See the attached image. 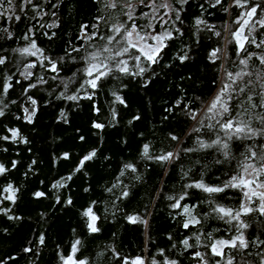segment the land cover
Returning <instances> with one entry per match:
<instances>
[{
    "label": "trees",
    "instance_id": "obj_1",
    "mask_svg": "<svg viewBox=\"0 0 264 264\" xmlns=\"http://www.w3.org/2000/svg\"><path fill=\"white\" fill-rule=\"evenodd\" d=\"M170 3L179 11L180 19H175L176 12L169 14L171 20L164 17L169 20L165 27L172 31L173 39L166 41L168 47L159 63L143 76L113 72L99 81L95 90L87 86L80 89L85 77L77 69L84 67L82 57L105 44L100 36L112 35L108 27L116 18L126 19L120 8H105L101 0H32L31 4L12 0V11L0 16V56L6 59L5 64L0 65V111L4 112L0 116V136L9 137L0 139V164L8 169L0 175V208L10 209L7 214L0 212V264H63L60 257L71 254L76 240L80 244L74 259L86 264H123L125 259L131 261L136 257L143 258L144 264H152L153 259L163 264L165 258L177 264H200L193 259L196 251L205 253L210 264L221 260L203 245L229 239L236 233L234 229L228 231L230 226L214 214L205 216L210 212L205 201L211 198L234 208L239 206L242 194L237 189H226L209 197L185 185L200 180L201 173L207 184L219 185L236 167L235 160L217 164L216 159L223 160V156L215 149H199L197 142L215 138L208 127L215 121L209 120L203 109L221 86L224 70L237 72L243 67L239 59L247 53L242 52L237 57V45L231 33L240 27L234 21L247 9L230 7L233 0H221L220 4H216V0H188L184 5L170 0ZM255 4L264 8V0H248L249 8ZM3 7H9L7 0ZM261 8L257 9V18L264 15ZM141 12L149 10L137 6L136 16ZM17 15L19 20L15 19ZM97 17L104 19L93 28ZM196 18L205 21L199 30ZM148 22L149 18L136 21L141 25ZM153 24L156 32L163 31L158 21ZM81 25H88L85 32L95 33L96 39L82 38ZM25 35L29 36L28 40L24 39ZM253 37L257 43L264 39V29L257 25L249 39ZM31 40H35L43 55L22 56L13 51L29 46ZM217 48L219 58L212 63L209 54ZM246 48L258 54L264 51L251 43L246 44ZM185 53L188 59L181 63L179 57ZM44 57L57 63L59 74L47 70L50 64ZM29 63L36 67L28 69L32 76L25 78L21 73ZM129 63L131 67L134 62ZM262 67L255 58L249 61L248 70L253 73ZM73 73L77 75L73 77ZM8 75L12 76V87L3 94L2 86ZM70 77L75 82L62 96L65 92L62 81ZM248 79L245 77V82ZM251 79L255 82V75ZM30 84L36 86L29 88ZM256 87L259 90V85ZM73 94L78 99L66 98ZM88 95L92 98L88 99ZM117 95L124 104L116 100ZM29 97L36 101L35 105ZM238 99H245V94H240ZM25 108L29 113L35 109L31 123L27 121ZM192 111L197 113L196 120L190 118ZM93 122L104 127L96 129ZM194 128L200 131L195 132ZM9 129L18 130L19 137L15 141L10 138ZM173 135L176 140L171 138ZM244 143L259 144L264 143V139L232 142L236 157L244 151ZM146 144L153 159L143 155ZM189 148L198 150L184 151ZM93 150L96 155L76 172L79 161ZM168 152L178 155L167 162L154 159ZM64 153H68L67 159ZM13 161H16L15 168ZM126 164L133 165L136 171L124 168ZM122 170L124 175L120 176ZM69 175L71 180L67 179ZM57 182L63 186L53 188ZM8 184L18 190L15 203L2 199L8 195L2 192ZM36 191L45 195L36 198ZM125 191L127 197L122 196ZM184 192L188 196L181 204L196 205L193 214L201 221L187 229L182 226L185 220V216L179 214L182 209H173L170 205L174 201L167 199L168 196L178 198ZM89 207L98 218L99 231L95 233L89 231L88 218L82 215ZM128 216H138L147 224L130 223ZM242 219L249 224L244 230L246 239L250 242L257 238L264 240V216L253 212ZM208 233L212 234L211 239ZM194 234L201 235L200 244ZM41 235L43 244L39 241ZM186 238L193 247L185 249L182 241ZM224 252L225 259L229 255L235 257L233 264L242 256L252 264H259L264 244L256 247L250 243L242 253L231 248H225ZM249 252L252 254L248 255Z\"/></svg>",
    "mask_w": 264,
    "mask_h": 264
},
{
    "label": "snow or ice",
    "instance_id": "obj_2",
    "mask_svg": "<svg viewBox=\"0 0 264 264\" xmlns=\"http://www.w3.org/2000/svg\"><path fill=\"white\" fill-rule=\"evenodd\" d=\"M5 0H0V16H4L5 13L12 11V0H7L9 5L8 8H4ZM105 8L115 10L120 8L122 14L126 19L116 18V22L111 24L108 27V31L112 35H103L99 39L104 40L105 44L100 45L94 51L88 53L87 56L82 57L84 62V67L77 69V72L83 73L85 79L80 84V89L90 87L95 90L98 87L99 81L109 76L113 72H119L123 75L130 76H143L152 68L154 64L159 63V58L164 52V49L168 47L166 41L173 39L172 31L165 27L169 24L171 20L170 13L176 12V20L180 19L179 11L174 9L170 3V0H139V5L144 8H148L150 12H141L140 16H136V7L137 5L133 3V0H101ZM25 3L31 4L32 0H25ZM177 3L181 5L187 4L188 0H177ZM221 0H216V4H220ZM216 4L212 5L213 7ZM238 8H246L247 10L241 12L239 17L234 21V23L240 25V27L232 32V37L235 40L237 45L236 55L237 57L241 56L242 52H246L247 55L244 58L239 59V65L243 66L239 71L232 72L225 69V75L221 79V86L217 89V92L213 97L207 102L206 107L203 109L205 116L209 120H214L215 123L209 124L208 127L213 130L215 133V138L211 139L209 142L204 140H198L199 149H215L220 155L223 156V160L219 158L216 159L217 164H222L225 161H236V167L233 169L232 174L228 177L227 180H224L219 185H209L203 179V173H201V179L194 181L192 183L186 184V188H195L202 191L203 193L208 194L209 197H213L215 194L223 193L226 189H237L242 194V199L238 207H225L217 202L214 199H208L205 201L210 206V212L205 213V216L215 215L216 218L223 220L225 224L229 225L228 231L234 229L235 235L231 236L229 239H217L211 243L204 244L203 246L210 249L212 256L220 257L221 260H217L215 264H233L235 260L234 256H227L225 259L226 253L224 252L225 248L235 249L238 252H244L248 249L250 243L255 244L256 247H260L261 244H264V240H253L249 241L246 239L244 230L249 227V224L242 219L244 216L256 212L260 216H264V143H244V151L240 153L239 157H236L231 149V144L234 141H255L258 137L264 139V67L258 68L255 73L249 71V61L255 58L259 61L260 66H264V51L261 53L248 52L246 44H253L257 49H264V39L260 40L258 43L253 37L249 39L253 31H256V26L259 25V28L264 29V15H260L257 18V9L261 8L260 4H255L252 7H248V0H233V5ZM55 7V5L53 6ZM160 9H164L163 15H160ZM225 11H228L226 8ZM261 13H264V8H261ZM168 16L169 20H165L164 17ZM149 22L146 25L137 24L136 21L141 18H149ZM11 19V17H9ZM16 20H19L20 17L15 16ZM104 19V17H97V24L93 25V28H97L99 21ZM152 21H158L160 28L163 29L162 32L155 31V25ZM174 23V21H173ZM205 24V21L196 18L195 25L199 30V26ZM88 28V25H81V36L86 38L88 41L96 39L95 33L88 35L85 32V29ZM245 29H248V35H245ZM3 31L7 32V29ZM31 31V29L29 30ZM176 31H179L176 29ZM217 36L220 35L219 32L216 33ZM9 38L12 34L8 33ZM25 40L29 39L28 35H25ZM13 51L19 52L22 56L31 55L36 56L37 53L42 54L40 48L37 47L35 40H31L29 46L14 49ZM73 51H80L79 48H73ZM219 48L214 49L209 54V59L212 63H215L218 57ZM70 55V53H69ZM45 60H48L50 68L47 69L54 73L59 74V69L57 63L50 60L48 57H44ZM61 60L64 58L61 57ZM73 60L76 58L73 57ZM181 63L188 59L187 53L179 57ZM130 61L134 63L130 67ZM6 62L5 57L0 56V65H4ZM43 66V64H41ZM34 63H29L24 65L25 72L21 73L25 75V78H30L32 73L27 71L28 69L35 68ZM223 67V66H222ZM77 73H73L75 77ZM255 75V82L251 77ZM73 77L63 80L65 92L61 93L62 96L68 91L69 85L74 83ZM249 77L245 82L244 78ZM55 79V77H53ZM12 76H5V82L2 86L3 94H7L8 90L12 87L11 85ZM42 82L43 78H41ZM19 83V81H16ZM256 85H259V90H257ZM35 84H30L29 88L35 87ZM77 89V91H80ZM27 91V89L25 90ZM240 94H245V99L239 100L238 97ZM68 100L78 99L77 95H67ZM88 99H91V95L87 96ZM31 99V97H29ZM116 100L124 104L125 101L120 97L116 96ZM236 100L234 104L233 101ZM33 105L36 104L34 99H31ZM177 101V105H179ZM27 114V121L32 122V117L35 115V109L30 113L27 108L24 109ZM170 111V109L168 110ZM4 112L0 111V116H3ZM63 116V113H61ZM190 118L196 120L197 113L192 111ZM115 117V113H113ZM203 124V121H199ZM257 124L259 127H254L253 125ZM96 129H102L104 125L100 123L93 122L92 125ZM10 138L15 141L19 137V132L16 129H9ZM193 131L199 132V128H194ZM223 133V135H220ZM173 140H176V136L171 137ZM0 139L8 140V136H0ZM81 140L84 137H80ZM22 142H26L23 141ZM198 149H184L187 152L197 151ZM96 155L95 150L86 154L80 161L79 165L76 167L75 171L79 172L81 168L85 165L86 161L91 160ZM143 155L153 159L149 156V146L146 144L143 147ZM178 154L168 152L164 155L154 157L155 160L159 162H167L172 160ZM63 157L68 158V153H64ZM35 163V161H33ZM12 167H16V161L12 162ZM124 168L131 169L133 172L136 169L131 164L124 165ZM8 169L5 168L3 164H0V175H3ZM123 170L120 172V176H123ZM187 175V173H185ZM68 180L72 179V176L67 177ZM219 179V178H218ZM119 180V177L117 178ZM63 185L60 182L54 183L53 188L62 187ZM116 185H113V188ZM111 191L112 189H108ZM17 189L13 188L11 184H8L6 187L2 188L3 193L8 195L3 196L2 199H6L15 203ZM45 194L41 191H36L34 196L40 198ZM128 192L125 191L122 193L123 197H127ZM188 196L187 192L182 193L178 198L173 196H168L167 199L174 201L170 206L173 209H182V212L179 213L185 216L183 222V227L185 229L190 226H195L201 223L197 215L193 214L196 205L189 207L187 204L182 205L181 201L185 200ZM258 201V203H257ZM59 202V201H58ZM68 203H71V200H68ZM255 205V206H253ZM10 209L0 208V212L7 214ZM84 217L88 218L87 227L90 232L95 233L99 231V228L96 226L97 216L94 214L91 207L87 208L82 212ZM13 219L12 216L8 217ZM20 219L19 217H15ZM128 221L130 223H143L147 224L146 220L141 219L138 216H128ZM208 238L211 239L212 234H207ZM197 244L201 243V235L194 234ZM41 244L44 243V236L39 237ZM185 249L193 247L189 244V240L186 238L182 241ZM80 244L79 240L73 242L71 246V254L67 257L61 256L60 259L63 261V264H86L83 260L74 259L75 253L78 251V245ZM30 249H25L29 251ZM163 255V252L160 253ZM252 253H248L251 255ZM261 259L259 264H264V254H260ZM206 254L200 251H196L193 254V259L198 260L200 264H210V262L205 258ZM123 264H144V259L141 257L133 258L131 261L125 259ZM152 264H157L155 259L152 260ZM163 264H177L175 260H168L165 258ZM237 264H252L245 257H241Z\"/></svg>",
    "mask_w": 264,
    "mask_h": 264
},
{
    "label": "rangeland",
    "instance_id": "obj_3",
    "mask_svg": "<svg viewBox=\"0 0 264 264\" xmlns=\"http://www.w3.org/2000/svg\"><path fill=\"white\" fill-rule=\"evenodd\" d=\"M146 2H147V0H146ZM158 2H160V0L158 1ZM133 3L134 4H136L137 6H140L139 5V0H133ZM149 10V12L151 11L150 9H148ZM163 12H164V9H160V15H163ZM149 19H150V17H149ZM165 19V18H164ZM153 22H155V21H153ZM152 22V23H153ZM162 32V31H161ZM257 203H258V201H257Z\"/></svg>",
    "mask_w": 264,
    "mask_h": 264
}]
</instances>
